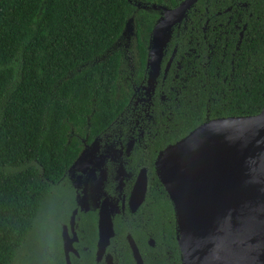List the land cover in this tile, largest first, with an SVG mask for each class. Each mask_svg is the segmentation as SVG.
<instances>
[{"label":"trees","instance_id":"1","mask_svg":"<svg viewBox=\"0 0 264 264\" xmlns=\"http://www.w3.org/2000/svg\"><path fill=\"white\" fill-rule=\"evenodd\" d=\"M180 1L0 0V264H15L81 153L115 134L144 84L148 42L161 15L152 6ZM171 31L167 45L176 54L154 91L166 101L155 98L149 107L170 113V122L152 128L155 151L203 123L253 116L264 105V0H198ZM134 219V238L163 230V257L148 249L143 264H181L172 206L151 168ZM114 234L115 241L124 234L117 221Z\"/></svg>","mask_w":264,"mask_h":264},{"label":"water","instance_id":"2","mask_svg":"<svg viewBox=\"0 0 264 264\" xmlns=\"http://www.w3.org/2000/svg\"><path fill=\"white\" fill-rule=\"evenodd\" d=\"M196 1L182 0L174 8L152 6L161 15L148 42L146 95L153 91L172 28ZM155 172L172 206L181 264H264V105L253 116L199 125L160 152ZM145 191L146 176L141 170L128 198L131 212L141 204ZM105 201L98 211V254L113 236ZM71 242L62 227L66 264ZM127 242L135 264H142L129 235Z\"/></svg>","mask_w":264,"mask_h":264},{"label":"flooded vegetation","instance_id":"3","mask_svg":"<svg viewBox=\"0 0 264 264\" xmlns=\"http://www.w3.org/2000/svg\"><path fill=\"white\" fill-rule=\"evenodd\" d=\"M230 10L231 6H228L222 12H216V15L228 13ZM183 19L174 28L179 30ZM208 24L209 18H205L200 26V38L206 45L203 49L205 56L207 49L210 48L206 37ZM243 30L244 25L237 33L235 50ZM167 44L163 48L160 69L152 93H149L148 96L142 91L146 81L147 69H145L144 84L135 90L130 101V109L124 110L123 116L115 124L116 130H113V132L116 131L115 134H104L103 137L95 139L81 153L83 155L78 163L66 172L64 180L59 185L63 189L54 197V205L48 210L47 215L45 214L46 225L47 222L48 224L55 223L56 218L58 220L65 216L61 228L65 227L69 238L72 239L71 250L67 253L69 264H123L126 262L124 257H129L135 264L127 242L128 235L138 251L142 264L143 256L147 254L148 249H155V255L158 258L163 257L164 236L161 226L156 235L143 234L134 238L128 232L132 229L134 215L144 203L146 191L143 201L133 212L129 210L128 198L141 170L145 172L146 190L149 168L155 172V162L162 150L155 151L151 148L154 142V139L151 138L154 124L160 123L162 120L166 123L170 122L169 110H149L155 98L162 104L166 101L162 91H158L156 97H154V91L157 82L161 83L164 80L176 54V47L172 46L169 49ZM169 59L171 60L164 73ZM157 113L161 119L159 121ZM162 125L167 127V124L162 123ZM153 152L155 154L151 157ZM104 201L110 214L113 236L109 239L103 252L98 254V211ZM114 221L124 227V234L116 237L117 241L114 240ZM35 264L46 263H43L37 256ZM48 264H66L62 250L61 253L54 251L52 262Z\"/></svg>","mask_w":264,"mask_h":264},{"label":"rangeland","instance_id":"4","mask_svg":"<svg viewBox=\"0 0 264 264\" xmlns=\"http://www.w3.org/2000/svg\"><path fill=\"white\" fill-rule=\"evenodd\" d=\"M127 45V44H126ZM130 45V44H129ZM145 94V90H142ZM63 187L57 186L53 190V198L46 206L45 213L39 220L35 229L31 232L30 236L22 246L20 252L17 255V261L15 264H35V259L38 256L43 263H51L54 251L61 253V226L65 219L55 220V223L46 225V216L50 208L54 205V197L57 196ZM47 215V214H46Z\"/></svg>","mask_w":264,"mask_h":264}]
</instances>
